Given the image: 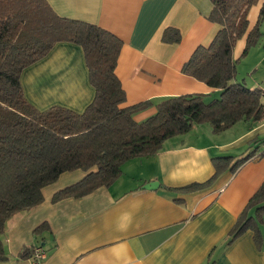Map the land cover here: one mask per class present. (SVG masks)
<instances>
[{
    "label": "crops",
    "instance_id": "crops-1",
    "mask_svg": "<svg viewBox=\"0 0 264 264\" xmlns=\"http://www.w3.org/2000/svg\"><path fill=\"white\" fill-rule=\"evenodd\" d=\"M46 2L57 16L96 25L122 41L115 74L125 93L123 107L151 102L133 116L136 122L153 116L156 104L165 98L219 97V90L181 73L194 49L207 46L219 29L207 19L209 0ZM261 3L251 7L249 28L257 20ZM167 28L179 32L178 43L162 42ZM245 41V36L237 41L234 59L240 57ZM260 45H264L262 37L240 59L237 72L241 61ZM237 76L234 83L244 84L245 78ZM20 83L27 102L39 111L58 106L82 113L95 96L83 52L71 43L56 44L46 57L22 72ZM263 138L264 121H240L220 134H213L206 124L195 125L166 140L156 155L123 164L121 176L111 186L53 203L56 192L86 175L80 170L63 173L42 190L40 205L7 221L2 235L7 256L3 264H35L19 254L23 248L39 246L46 256L38 264H264V214L260 249L251 230L227 245L228 232L264 183V157H258L264 151ZM252 151H257L255 156L235 174L224 173L206 189L187 194L167 189L208 180L214 172V157L238 159ZM151 182H157V188L144 189ZM249 215L253 217L254 211ZM43 223L46 228L34 235Z\"/></svg>",
    "mask_w": 264,
    "mask_h": 264
},
{
    "label": "trees",
    "instance_id": "trees-1",
    "mask_svg": "<svg viewBox=\"0 0 264 264\" xmlns=\"http://www.w3.org/2000/svg\"><path fill=\"white\" fill-rule=\"evenodd\" d=\"M209 1L207 19L219 29L207 46L194 49L181 73L219 90V97L207 100L205 95L193 94L165 98L156 104L153 116L136 122L133 116L151 102L123 107L125 93L115 74L123 46L119 38L96 25L57 16L46 0H0V264L7 260L2 241L7 221L40 205L42 190L63 173L80 170L86 175L56 192L53 203L111 186L121 176L123 164L156 155L166 140L191 131L195 125L208 123L213 134H220L240 121H264L263 90L234 83L240 59L264 38V0L252 28L249 11L260 0ZM244 36L245 47L234 59L235 45ZM179 41L176 29L164 30L162 42ZM58 43H71L83 52L95 96L82 113L58 106L39 111L23 95L22 72ZM261 141L264 144V138ZM256 152L238 159L214 157V172L208 180L167 189L179 194L206 189L224 173L235 174ZM258 157H264V151ZM263 214L264 183L228 232L227 245L251 230L260 249ZM45 228L46 224H41L34 235ZM33 251L23 248L19 258H31Z\"/></svg>",
    "mask_w": 264,
    "mask_h": 264
},
{
    "label": "rangeland",
    "instance_id": "rangeland-1",
    "mask_svg": "<svg viewBox=\"0 0 264 264\" xmlns=\"http://www.w3.org/2000/svg\"><path fill=\"white\" fill-rule=\"evenodd\" d=\"M252 52L253 53H251L247 60L245 59V61H241V65L237 72L238 76L237 74L236 76L238 79L245 78L244 86H247L248 88L258 87L264 91V45L257 46ZM248 71L249 74H247ZM206 126L210 125L206 123Z\"/></svg>",
    "mask_w": 264,
    "mask_h": 264
},
{
    "label": "built area",
    "instance_id": "built-area-1",
    "mask_svg": "<svg viewBox=\"0 0 264 264\" xmlns=\"http://www.w3.org/2000/svg\"><path fill=\"white\" fill-rule=\"evenodd\" d=\"M225 186L220 188L218 191L221 192ZM45 256H46L45 250L41 246H39V247L34 249L31 258L35 264H38L39 262H41L45 258Z\"/></svg>",
    "mask_w": 264,
    "mask_h": 264
},
{
    "label": "water",
    "instance_id": "water-1",
    "mask_svg": "<svg viewBox=\"0 0 264 264\" xmlns=\"http://www.w3.org/2000/svg\"><path fill=\"white\" fill-rule=\"evenodd\" d=\"M158 186V183L157 182H151L149 184H147L146 186H144V189H147V190H155Z\"/></svg>",
    "mask_w": 264,
    "mask_h": 264
}]
</instances>
